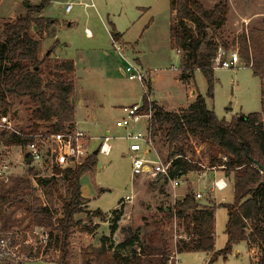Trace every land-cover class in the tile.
<instances>
[{
    "label": "rangeland",
    "instance_id": "obj_1",
    "mask_svg": "<svg viewBox=\"0 0 264 264\" xmlns=\"http://www.w3.org/2000/svg\"><path fill=\"white\" fill-rule=\"evenodd\" d=\"M43 0H0V26L6 22L24 16L31 6L39 5ZM49 6L38 17L58 20L60 24L69 21L76 22L71 27L59 28L57 38L45 34L42 37V50L53 47L58 40L51 59L57 51L61 57L76 58L79 63V73L75 72L70 77L74 80L76 91L74 93V107L76 106L77 126L89 136L95 138L93 148L96 149L106 135L111 131L114 137L111 141L112 153L108 156L98 154L97 166L93 172L86 174L81 179L82 194L89 203L87 212L93 213L100 210L102 218L93 217L91 214H81L78 220H83L87 226H98L94 233L98 236L110 233L112 220L111 213L116 209L123 210V216L118 222L119 229L113 236L119 244L124 235L122 229L131 227L138 230L140 243L147 245L150 237L157 234H182L183 229L177 222L165 219V209L172 208L174 200L169 184L165 185L162 178L132 175L131 160L128 155L129 142L122 139L124 131L116 128V121L122 118L123 106L134 103L143 104L144 88L138 81H131L123 74L127 64L115 51L111 32L117 30L141 52L140 63L136 66L150 73L148 81L151 84V100L149 103L162 104L168 110L178 111L195 100L198 94L206 99L207 106L212 109L220 120L231 122L239 114H250L262 110L261 81L254 76L250 67L240 65L239 68H215L214 97L208 98V85L204 74L197 70L192 82L186 84L180 80L182 74V52L179 55L170 39V0H94L96 9H90L86 14L83 7L75 6L70 14L65 12V4L72 0H48ZM206 9H212L219 3H225L229 8L227 23L221 30L210 29L209 39H219L226 50H238V45H232L235 37L243 31L253 27L264 28V0H199ZM113 23L115 27H113ZM76 19V20H75ZM86 23V24H85ZM85 27H88L93 38H87ZM55 30V27H53ZM41 39L40 36L34 35ZM64 44L63 47L61 45ZM56 56V55H55ZM59 57V60H64ZM242 62H244L241 59ZM47 80L48 76H43ZM155 77V82L151 81ZM146 81L145 85H147ZM79 100L83 105H78ZM17 117L14 118L22 129L29 126L30 105L23 101H12ZM149 108V106H148ZM11 113V112H9ZM11 115V114H10ZM76 123V122H75ZM74 123V125H76ZM146 120L132 126L133 131L144 132ZM44 129V128H40ZM156 152L163 158H168V145L164 132L157 134L154 140ZM182 146L189 158L199 162L205 169L200 176L196 172L185 178L175 191L179 197L188 193L208 192V187L213 180L223 173L222 170L211 169V158L217 155L209 145H200L193 138H186ZM15 150L11 151L14 153ZM16 154L10 161L11 175L9 183H0V194L7 190H15L17 183L29 178V167L16 164ZM148 159L156 160L154 151L149 152ZM56 188L54 189L53 221L61 218V208L65 195L67 182L62 176L53 177ZM52 180V179H46ZM229 187L224 191L208 194L207 198L216 207L215 224V251L219 252L227 244L226 224L228 211L225 207L233 203L234 192L232 178L228 179ZM32 187V176L30 177ZM27 186V187H26ZM19 196L26 200V205L0 211L1 230H24L27 226L35 225L42 221V217L28 212L31 205L39 206L37 200L48 203L44 195L45 188L36 191L30 196L27 183L19 188ZM129 197L127 200L126 198ZM42 198L43 200H41ZM204 205V202H201ZM36 223V224H37ZM56 226V225H55ZM53 226V228H55ZM52 228V227H50ZM81 226L74 229L70 241L69 264H81V252L99 244V238L93 241L90 234L80 237ZM75 234V235H74ZM156 238V237H155ZM176 239V238H175ZM156 241V240H155ZM71 243L76 246L71 249ZM95 243V244H96ZM170 248L174 249L170 244ZM80 250V251H79ZM236 251V252H235ZM60 253L52 246L48 256L41 260L28 261L23 264H58ZM210 255L203 252H182L178 254L181 264H208ZM253 258L262 260L259 249H250L245 242L236 244L227 257L220 255L213 264H254Z\"/></svg>",
    "mask_w": 264,
    "mask_h": 264
},
{
    "label": "trees",
    "instance_id": "obj_2",
    "mask_svg": "<svg viewBox=\"0 0 264 264\" xmlns=\"http://www.w3.org/2000/svg\"><path fill=\"white\" fill-rule=\"evenodd\" d=\"M43 0L37 6L27 9L24 16L0 26V117L11 114L17 117L12 101H25L30 105L29 126L34 130L50 129L52 132H64L75 123V107L71 100L75 93V82L70 77L76 71L72 59H51L50 53L60 44L57 40L43 56L42 37L55 35L53 27L59 26L58 20L36 16L49 6ZM174 17L170 26L171 44L182 52V74L180 80L186 84L194 79V73L200 70L208 85L207 97H214V59L220 47H225L219 39H209L208 31L221 30L227 23L228 6L217 3L214 8L206 9L199 0H170ZM38 35L41 39L35 38ZM112 38L119 42L121 35L112 31ZM232 45H238V52L254 76L261 81L262 110L250 114H239L231 122L220 120L207 106L206 99L198 94L188 107L178 111H167L155 103H149L151 84L148 81L143 95L144 109L152 106L153 116L150 121L152 136L156 138L161 131L165 134L168 145V159H174L170 178H181L202 168L184 159L188 155L182 142L193 138L197 144L209 145L217 155L213 156L211 167L224 165L228 179L232 178L234 199L226 205L228 221L226 224L227 244L219 252L215 251L216 207L202 205L195 200L193 193H188L183 200L177 201L172 208H166L165 219H177L182 234L175 239L172 234L150 237L148 244L140 243L138 230L131 227L122 229L123 240L116 244L113 236L118 231V222L123 216L122 209L114 210L108 236L100 238L99 246H89L81 252V264H169L174 252H203L210 255L208 264H213L222 255L227 257L234 245L245 242L250 249H259L264 264V174L258 165L264 166V28L253 27L234 38ZM226 48V47H225ZM137 61V60H136ZM44 75L48 76L47 80ZM11 112V113H9ZM5 145L23 146L28 140L15 135H4ZM98 163V155L91 154L84 164L76 168L61 171L55 169V177L62 176L67 182L61 218L53 221L54 189L52 180L38 179L47 204L37 200L28 212L42 217L35 225L52 227L50 242L44 253L53 246L60 253L58 264H69L70 239L74 229L81 226L82 232L94 234L98 226H87L77 217L81 214L102 218L103 213L96 210L87 212L89 201L82 194L81 179L91 174ZM27 181L17 183L15 190L0 194V211L26 205V200L19 196L20 187L28 184L30 196L36 194L30 186V177L35 175L28 170ZM165 185L168 180H164ZM27 187V186H26ZM56 225V226H55ZM55 226V228H53ZM156 237V238H155ZM156 240V241H155ZM174 249L170 248L173 246ZM38 249L34 259L39 257ZM32 255V250L25 249Z\"/></svg>",
    "mask_w": 264,
    "mask_h": 264
},
{
    "label": "built area",
    "instance_id": "obj_3",
    "mask_svg": "<svg viewBox=\"0 0 264 264\" xmlns=\"http://www.w3.org/2000/svg\"><path fill=\"white\" fill-rule=\"evenodd\" d=\"M83 7L86 11L90 9H96L94 0H72L65 4V12L69 14L75 6ZM87 37L91 38V31L85 30ZM113 46L115 51L120 57L126 61V68L123 70V74L131 81H138L144 93L146 92V81H148L150 73L144 71L140 66H136L134 61L130 60L127 54V48L120 42L113 40ZM180 55L181 52L177 51ZM240 65H245L241 61L238 50H226L225 47H220L217 56L214 59L213 68L233 69L239 68ZM123 112L122 118L116 121V128L124 131L122 139L129 142L128 155L131 160L132 175L137 176H150L152 178L167 179L171 188V195L174 203L183 200L176 194L177 188L181 182L190 177V173L187 176L181 178H170L171 167L175 157L173 159H163L155 150L154 140L152 136V128L150 121L153 116V109L150 105L146 110L143 108V104H134L129 106H123L121 108ZM142 120H146V127L144 132L141 130L133 131L132 126L140 123ZM15 135L16 137L27 139L28 142L25 145L13 146L5 145L1 142L4 135ZM114 137L111 131H107L106 135L101 140V143L96 148L99 153L108 156L112 153L111 141ZM94 137L89 136L78 126L67 128L64 132H52L50 129L44 128L34 130L33 127L28 126L26 129H22L16 124L12 115L7 114L0 117V183H9V175H11L10 161L13 158V154H16L17 158L24 162L26 166L32 168L35 171V175L32 176L33 188L39 191L38 179H51L55 177V169L64 171L70 168H76L85 163L86 159L94 153L96 149L93 148ZM14 153H11V151ZM154 151L156 154V160L148 159L149 152ZM223 161H227L226 157H222ZM184 159L190 161L189 156ZM194 163L199 167L205 169L199 162L194 160ZM215 171L217 168L222 170L219 176L213 180L212 184L208 187V192H194L195 200L197 202H207L212 206V203L208 200L207 196L210 193L216 191H224L229 187L228 177L224 172L225 166L210 167ZM197 174L205 176L203 171H195ZM193 172V174L195 173ZM43 200L42 198H40ZM127 200L129 197L126 198ZM46 204V203H44ZM177 222V219L174 218ZM178 225V224H177ZM52 228L43 225L27 226L24 230H1L0 229V264H23L28 261H35L42 257H47L44 250L47 248L50 242V234ZM180 236H175L176 240ZM41 248L39 257L34 259L38 249ZM25 249L32 250V255L26 252ZM178 254L173 253L169 264H181L179 262ZM254 264H259L257 258H253Z\"/></svg>",
    "mask_w": 264,
    "mask_h": 264
},
{
    "label": "crops",
    "instance_id": "obj_4",
    "mask_svg": "<svg viewBox=\"0 0 264 264\" xmlns=\"http://www.w3.org/2000/svg\"><path fill=\"white\" fill-rule=\"evenodd\" d=\"M70 2V1H69ZM92 10V9H91ZM73 11V10H72ZM71 11V12H72ZM89 11V10H88ZM88 11H86V14L88 13ZM70 12V13H71ZM170 12H171V17H170V26H171V22H172V19H173V17H174V13L171 11V8H170ZM69 13V14H70ZM49 18V17H48ZM76 20V19H75ZM108 21H109V18H108ZM110 22V21H109ZM74 23H76V22H73V21H69V22H67V23H63V24H59V26H56L55 27V35L53 36V38H57V34H58V29L59 28H65V27H71ZM111 23V22H110ZM86 24V23H85ZM112 25H113V27H115V25L113 24V23H111ZM116 28V27H115ZM85 30H90L88 27H85ZM91 31V30H90ZM116 33H119L120 35H121V39H120V43L124 46V47H126L127 49H131V50H133V52H134V55L137 57V61L140 63V58H141V52L137 49V47H134L133 45H131L129 42H126L125 40H124V36L120 33V32H118L116 29L114 30ZM91 35H92V37L91 38H93L94 37V35L92 34V32H91ZM111 36H112V32H111ZM87 38H89V37H87ZM91 38H89V39H91ZM171 39V38H170ZM112 42H113V38H112ZM64 46V44H62L61 45V47H63ZM45 50V53H47V51H46V49H44ZM58 51V50H57ZM55 52L54 54H53V57H56L57 59L59 58V57H61L59 54H58V52ZM56 55V56H55ZM62 59H71V58H65V57H61ZM72 60H74V62H75V66H76V73H77V75H78V73H79V63H78V61H77V59L76 58H73ZM151 81L152 82H155V77H151ZM190 82H192V80L190 81ZM75 91H76V86H75ZM151 94L152 93H150V99L151 100H153L152 98H151ZM194 101V100H193ZM192 101V102H193ZM191 102V103H192ZM191 103H189V104H191ZM134 104H136V103H134ZM134 104H132V105H134ZM189 104H187L186 106H182V107H180V108H186V107H188V105ZM78 105H80V106H82L83 105V101H81V100H79V102H78ZM157 105H159L160 107H163L165 110H167V111H174V110H168V109H166L165 108V106L164 105H162V104H157ZM75 124H76V126L78 125L77 123V119H76V106H75ZM107 131H109V130H107ZM13 160V159H12ZM15 161H16V164H22V162H21V160H19L17 157H15ZM186 195V194H185ZM184 195V196H185ZM184 196H182V197H180V198H183ZM84 198H86L85 196H84ZM87 199V198H86ZM88 200V199H87ZM204 205H208V203L207 202H204ZM85 224V223H84ZM77 234H79L80 235V237H85L84 235H86L87 233H85V232H81V233H77ZM75 235V234H74ZM102 236H107L106 234H103V235H101V236H98L97 235V233H94V234H92V235H90V238L93 240V241H96V239L97 238H101ZM100 238H99V244H100ZM71 241V240H70ZM96 243V242H95ZM95 243H93V246H95V247H97V246H99V244H98V242L95 244ZM235 246V245H234ZM74 247H76V246H74L72 243H71V249H74ZM71 252H72V250H70ZM80 251V250H79ZM236 252V251H235ZM38 260H41V259H38ZM35 261H37V260H35Z\"/></svg>",
    "mask_w": 264,
    "mask_h": 264
},
{
    "label": "water",
    "instance_id": "obj_5",
    "mask_svg": "<svg viewBox=\"0 0 264 264\" xmlns=\"http://www.w3.org/2000/svg\"><path fill=\"white\" fill-rule=\"evenodd\" d=\"M127 54H128V57H129L130 60H132V61H134V62L137 60V57L134 55L133 50H131V49H127ZM46 55L48 56V55H49V52H47ZM71 102H72V103L74 102V98H72ZM98 151H99V150L96 149V150L94 151V155H98V153H99ZM258 167H259V169L261 170V172L264 174V166H262V165H258ZM262 184H264V181L262 182Z\"/></svg>",
    "mask_w": 264,
    "mask_h": 264
}]
</instances>
